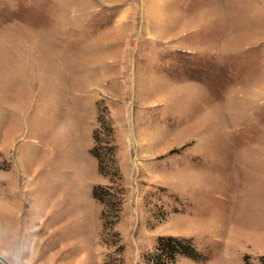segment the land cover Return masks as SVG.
I'll return each instance as SVG.
<instances>
[{
  "label": "rangeland",
  "instance_id": "obj_1",
  "mask_svg": "<svg viewBox=\"0 0 264 264\" xmlns=\"http://www.w3.org/2000/svg\"><path fill=\"white\" fill-rule=\"evenodd\" d=\"M18 5L0 223L39 224L35 264H147L170 236L200 255L176 264H264V0Z\"/></svg>",
  "mask_w": 264,
  "mask_h": 264
},
{
  "label": "clouds",
  "instance_id": "obj_2",
  "mask_svg": "<svg viewBox=\"0 0 264 264\" xmlns=\"http://www.w3.org/2000/svg\"><path fill=\"white\" fill-rule=\"evenodd\" d=\"M13 10L18 0H11ZM2 216V214H0ZM34 231L14 228L7 223H0V264H35L39 241V224L32 225Z\"/></svg>",
  "mask_w": 264,
  "mask_h": 264
},
{
  "label": "trees",
  "instance_id": "obj_3",
  "mask_svg": "<svg viewBox=\"0 0 264 264\" xmlns=\"http://www.w3.org/2000/svg\"><path fill=\"white\" fill-rule=\"evenodd\" d=\"M92 153L101 163L97 149ZM115 169L118 170L117 168ZM110 190L111 187L101 192H93L94 198L106 205L107 197H113ZM181 257L191 260L200 259V255L190 239L171 236L161 237L157 241L154 252L147 257V264H176L178 258Z\"/></svg>",
  "mask_w": 264,
  "mask_h": 264
}]
</instances>
